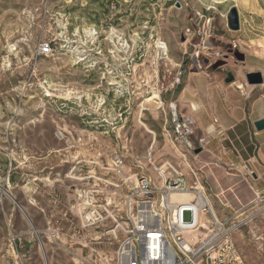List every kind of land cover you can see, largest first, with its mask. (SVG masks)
<instances>
[{
	"label": "rangeland",
	"instance_id": "rangeland-1",
	"mask_svg": "<svg viewBox=\"0 0 264 264\" xmlns=\"http://www.w3.org/2000/svg\"><path fill=\"white\" fill-rule=\"evenodd\" d=\"M232 6L246 19L239 38L226 26ZM197 11L224 52L214 68L230 62L234 74V53H264V0H0V264H101L113 252L110 224L90 225L87 205L110 191L115 155L153 180L173 158L165 110L189 72L183 33ZM234 210L237 248L264 264V201Z\"/></svg>",
	"mask_w": 264,
	"mask_h": 264
},
{
	"label": "built area",
	"instance_id": "built-area-1",
	"mask_svg": "<svg viewBox=\"0 0 264 264\" xmlns=\"http://www.w3.org/2000/svg\"><path fill=\"white\" fill-rule=\"evenodd\" d=\"M212 19L211 15L205 17L197 11L184 30L190 42L185 52L189 71L205 74L216 62L225 60L224 52L214 44ZM38 49L46 55L51 45L41 42ZM183 72L178 71L173 84H180ZM194 130V117L170 100L165 110L164 131L173 158L154 167L157 180L125 171L122 156L112 158L107 170L114 174L115 180H104L110 191L102 204H97L92 195L87 205L91 207L90 225L109 223L107 233L117 240L115 249L104 255L101 264H246L233 239L238 224L231 218H218L200 169L192 164L211 138L209 133L194 137ZM215 132L223 133L218 127ZM151 153L150 148L149 160ZM229 167L236 169L234 163ZM118 190L123 193L116 202ZM173 193H190L192 198L175 202L171 200ZM259 201H264V195L255 193L254 202Z\"/></svg>",
	"mask_w": 264,
	"mask_h": 264
},
{
	"label": "crops",
	"instance_id": "crops-1",
	"mask_svg": "<svg viewBox=\"0 0 264 264\" xmlns=\"http://www.w3.org/2000/svg\"><path fill=\"white\" fill-rule=\"evenodd\" d=\"M244 23L240 16L234 36L241 37ZM238 59L242 64L234 74L227 72L230 62L221 69L211 66L205 74L184 73L174 98L181 111L194 117L193 136L211 135L192 164L200 169L211 207L220 219L237 212L226 215L225 208L233 200L253 203L255 193L264 195V129L254 128V122L264 118V53L253 50ZM249 72H260L263 82L248 84ZM217 127L221 135L216 134ZM232 163L235 170L229 167Z\"/></svg>",
	"mask_w": 264,
	"mask_h": 264
},
{
	"label": "water",
	"instance_id": "water-1",
	"mask_svg": "<svg viewBox=\"0 0 264 264\" xmlns=\"http://www.w3.org/2000/svg\"><path fill=\"white\" fill-rule=\"evenodd\" d=\"M225 19H226V26H227V28L229 30H231V31H238L240 29V13H239V11H238V9H237L236 6H232V7H230L227 10L226 15H225ZM234 55L237 58H242L243 57V55L241 53H239V54L238 53H234ZM220 63H221L220 61L219 62H216L213 65V67L218 66ZM231 79H232V77L229 76L228 80H231ZM246 82L248 84H260V83H262L263 82V79H262L261 73L260 72H249V73H247L246 74ZM254 128L256 130H262V129H264V118L255 121L254 122ZM199 151H200L199 149L195 150L196 153H198ZM0 189L3 190V192L5 191L2 187H0ZM24 215L26 216L25 213H24Z\"/></svg>",
	"mask_w": 264,
	"mask_h": 264
},
{
	"label": "bare ground",
	"instance_id": "bare-ground-1",
	"mask_svg": "<svg viewBox=\"0 0 264 264\" xmlns=\"http://www.w3.org/2000/svg\"><path fill=\"white\" fill-rule=\"evenodd\" d=\"M222 1L223 0H213V2H215V3H221ZM158 47L163 49V50L166 49V45L163 42H160ZM157 96H158L157 94H153L152 96H149V97L145 98L144 102H151V103L153 102L154 103L155 100H153V99L156 98ZM143 126H144V124H143ZM144 127H146V125ZM146 128H148V127H146ZM191 198H192V195L190 193H173V194H171V200L175 201V202H177V201H188ZM199 220H200V218H199ZM199 222L202 223L201 220Z\"/></svg>",
	"mask_w": 264,
	"mask_h": 264
},
{
	"label": "trees",
	"instance_id": "trees-1",
	"mask_svg": "<svg viewBox=\"0 0 264 264\" xmlns=\"http://www.w3.org/2000/svg\"><path fill=\"white\" fill-rule=\"evenodd\" d=\"M181 89V85L176 87L175 91H174V94L178 93V91Z\"/></svg>",
	"mask_w": 264,
	"mask_h": 264
}]
</instances>
